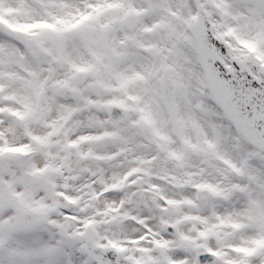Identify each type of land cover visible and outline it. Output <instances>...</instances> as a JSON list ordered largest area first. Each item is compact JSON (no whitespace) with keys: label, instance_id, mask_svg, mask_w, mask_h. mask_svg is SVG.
I'll list each match as a JSON object with an SVG mask.
<instances>
[{"label":"snow or ice","instance_id":"6c2138e0","mask_svg":"<svg viewBox=\"0 0 264 264\" xmlns=\"http://www.w3.org/2000/svg\"><path fill=\"white\" fill-rule=\"evenodd\" d=\"M0 264H264V0H0Z\"/></svg>","mask_w":264,"mask_h":264}]
</instances>
